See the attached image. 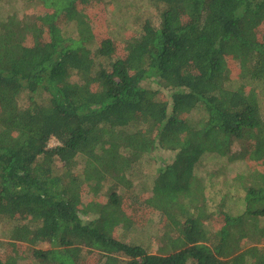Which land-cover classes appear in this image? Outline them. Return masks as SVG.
I'll list each match as a JSON object with an SVG mask.
<instances>
[{
    "label": "trees",
    "instance_id": "trees-1",
    "mask_svg": "<svg viewBox=\"0 0 264 264\" xmlns=\"http://www.w3.org/2000/svg\"><path fill=\"white\" fill-rule=\"evenodd\" d=\"M148 1L0 0V264H264V0Z\"/></svg>",
    "mask_w": 264,
    "mask_h": 264
},
{
    "label": "rangeland",
    "instance_id": "rangeland-1",
    "mask_svg": "<svg viewBox=\"0 0 264 264\" xmlns=\"http://www.w3.org/2000/svg\"><path fill=\"white\" fill-rule=\"evenodd\" d=\"M12 3L15 5L19 4V10L25 11L22 6L23 4L22 0H12ZM15 5H11V6H15ZM104 5L108 9V17L107 14H105L104 17L107 21L108 29L116 30L118 32V36L120 39H125L129 36L135 35L143 27L146 21L148 22L150 21L154 23H159L160 21V13L156 9H153L151 6H149L148 0H107V2ZM4 11L5 10H1L2 13ZM74 25L75 24L73 23L71 24L67 23L64 30L65 33L66 31L71 33L72 31L71 29L74 28ZM20 97L21 98L19 99V104L22 107H27V105L30 103V98H31L30 93L24 92L20 95ZM57 144H59V142L56 139H52L49 142L50 146H56ZM159 151L162 154L163 160H165L164 163L172 161V155L170 152H165L166 150H159ZM149 163L150 162H145V164L143 162L142 164L140 163L141 167L140 166L137 167V169L133 171V173H130L131 178L133 180L132 183L129 181L131 183V188L133 191L137 193H140L141 191H144L146 189H150V187L153 184L155 173H154V168L149 167L151 166L149 165ZM82 166H83L82 164H79L77 170L80 171L81 168H83ZM240 170L241 169H237L233 172H241L243 168L241 171ZM108 187L109 184H106L104 189L106 190L108 189ZM230 205L231 206L229 210L232 213L233 212L238 213L242 210V206H239L238 203L236 204L231 203ZM3 223L5 226L9 224V222H3ZM154 225L155 222L153 223L152 226L150 227L148 226L149 228H146V230H148V232L156 231V226L154 227ZM213 225H215V223ZM3 229L4 227L2 226V228H0V233L2 232ZM138 232L139 230L136 231L135 233L128 235V238L131 239L138 237L141 238L144 243L148 241V243L146 244L148 250H150L151 252L160 253L159 247L157 246V242L152 241L153 234L150 236L152 232L148 234V232L141 231L142 234L139 233V236H137ZM47 245L48 244H44L43 246H47Z\"/></svg>",
    "mask_w": 264,
    "mask_h": 264
}]
</instances>
